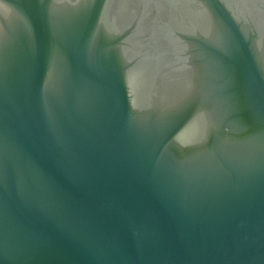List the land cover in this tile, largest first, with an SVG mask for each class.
<instances>
[{
	"label": "water",
	"instance_id": "water-1",
	"mask_svg": "<svg viewBox=\"0 0 264 264\" xmlns=\"http://www.w3.org/2000/svg\"><path fill=\"white\" fill-rule=\"evenodd\" d=\"M0 264H264V0H0Z\"/></svg>",
	"mask_w": 264,
	"mask_h": 264
}]
</instances>
